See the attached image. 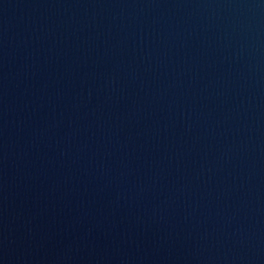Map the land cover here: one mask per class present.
<instances>
[{
  "label": "water",
  "instance_id": "obj_1",
  "mask_svg": "<svg viewBox=\"0 0 264 264\" xmlns=\"http://www.w3.org/2000/svg\"><path fill=\"white\" fill-rule=\"evenodd\" d=\"M0 264H264V0H0Z\"/></svg>",
  "mask_w": 264,
  "mask_h": 264
}]
</instances>
